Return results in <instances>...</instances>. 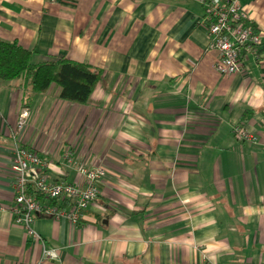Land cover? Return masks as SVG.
Segmentation results:
<instances>
[{
    "label": "crops",
    "instance_id": "obj_1",
    "mask_svg": "<svg viewBox=\"0 0 264 264\" xmlns=\"http://www.w3.org/2000/svg\"><path fill=\"white\" fill-rule=\"evenodd\" d=\"M237 1L264 33V0ZM0 39L101 71L86 104L0 80V264L51 248L61 264H264V43L219 73L200 0H0ZM17 145L52 180L83 184L68 150L106 169L78 224L40 215L35 239L15 223Z\"/></svg>",
    "mask_w": 264,
    "mask_h": 264
},
{
    "label": "built area",
    "instance_id": "obj_2",
    "mask_svg": "<svg viewBox=\"0 0 264 264\" xmlns=\"http://www.w3.org/2000/svg\"><path fill=\"white\" fill-rule=\"evenodd\" d=\"M200 1L205 7L210 47L219 53L215 68L224 76L235 74L242 68L244 50L256 52L258 46L264 43V33L252 25L247 10L237 0ZM30 116V109L23 108L13 133L14 138H21ZM233 132L239 140L257 139L240 123L234 125ZM64 157L83 176V184L52 180L47 173L49 160L35 149L22 145L15 148L10 166L15 176V196L10 209L15 223L26 228L35 239L41 238L32 227L38 216L65 217L71 223L78 224L87 207L99 198L106 169L103 166H87L72 150H68ZM40 264H61L58 249H46Z\"/></svg>",
    "mask_w": 264,
    "mask_h": 264
},
{
    "label": "trees",
    "instance_id": "obj_3",
    "mask_svg": "<svg viewBox=\"0 0 264 264\" xmlns=\"http://www.w3.org/2000/svg\"><path fill=\"white\" fill-rule=\"evenodd\" d=\"M35 52L17 41L0 39V80L23 79L35 92L57 86L63 100L86 104L101 79V71L88 63L47 57L37 62ZM43 198V197H41Z\"/></svg>",
    "mask_w": 264,
    "mask_h": 264
}]
</instances>
